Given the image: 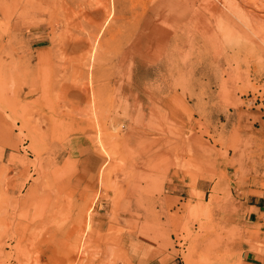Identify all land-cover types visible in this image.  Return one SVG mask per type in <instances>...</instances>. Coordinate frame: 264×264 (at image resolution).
<instances>
[{
	"label": "rangeland",
	"instance_id": "1",
	"mask_svg": "<svg viewBox=\"0 0 264 264\" xmlns=\"http://www.w3.org/2000/svg\"><path fill=\"white\" fill-rule=\"evenodd\" d=\"M66 1L71 8L76 4V16L57 10L56 0L32 5L39 11L47 8V16L34 15L31 6L11 16L0 14V43L8 40L7 28L17 18L41 22L31 33L21 31L13 37V54L0 53V176L11 177L22 156L33 164L28 180L24 177L16 183L22 196L31 187L39 190L27 206L29 219L41 221L43 214L52 217L53 211H64L69 219L65 225H69L74 216L77 198L70 187L57 191L54 175H62V162L58 167L55 163L58 155L74 145L75 135L71 126L62 128L39 119L45 114L40 103L29 108L22 134L16 130L12 137L7 135L6 126L15 114L11 109L18 86L15 76L22 73L29 83L32 67L40 62L50 76L59 71L57 80L67 86L95 49L92 85L104 88L105 153L110 156L104 163L103 187L93 190L97 199L92 215L103 219L95 222L102 226L94 228L91 258H100L102 264H241L244 247L261 253L260 227L247 222L246 215L248 207L264 201V64L258 55L249 58L246 54V36L251 35L242 16L246 11L230 0H193L187 13V0H115L107 19L101 0L62 3ZM259 7L264 11V3ZM105 21L99 37L95 28ZM149 26L162 35L150 46L146 42ZM140 34L139 50L130 54V40ZM131 83H137L143 95L120 93L118 85L127 90ZM171 98L184 103L181 119L169 117L161 103H170ZM65 104L62 113L69 118L73 112ZM235 104L241 111L255 113L254 119L240 117V122L235 119L226 125ZM143 110L154 122L144 126L132 119L133 123L128 122L129 114ZM131 133L134 140L128 141ZM201 140L211 146L209 153L202 152ZM11 141L17 144V154L10 151ZM157 149L165 162L148 154ZM70 160L69 176L79 171L80 159L75 155ZM134 183L143 191H137L129 204L145 222L126 220L127 202L121 192ZM164 188L175 190L167 195L172 201L170 213H189L177 225L165 224L162 217L155 220ZM40 207L48 213H39ZM141 210L147 211L146 216ZM143 231L162 238L159 256L150 258L157 241ZM54 235L50 229L38 231L37 240L43 243L28 248L21 256L25 258L22 264H35L49 248L47 254L53 261L63 257L62 241L73 239L53 240ZM15 243L16 239L11 240L5 249L4 264H18L13 261Z\"/></svg>",
	"mask_w": 264,
	"mask_h": 264
},
{
	"label": "bare ground",
	"instance_id": "2",
	"mask_svg": "<svg viewBox=\"0 0 264 264\" xmlns=\"http://www.w3.org/2000/svg\"><path fill=\"white\" fill-rule=\"evenodd\" d=\"M58 5L56 9H61L68 11L72 16H76V4L71 8L70 2L62 3L63 0H56ZM100 8H103L101 11L108 13L109 19L112 16V11L114 9L115 0H101ZM232 3L240 4V9L245 10L246 14L242 15L249 23V30L251 35L246 36L245 44L248 47H245V51L248 49L249 52L246 54L249 58H254L258 55L257 58L261 60V64H264V11L259 7L260 3H264V0H230ZM41 0H1L0 1V14L13 15L18 10H26L32 8L34 15H48L50 11L45 9H39L32 7V5H39ZM65 5V6H62ZM193 0H187V9L185 8V13L191 10ZM233 4V5H234ZM66 9V10H65ZM183 9V8H182ZM188 10V11H187ZM100 11V10H99ZM176 13L179 11H175ZM46 15V16H47ZM43 16V17H44ZM44 19H42L43 21ZM243 21V22H245ZM41 23L36 20L22 19L17 18L13 24H10L7 28L9 35L8 40L4 43H0V53L5 52L8 54H13L14 51L11 47V42L13 37L22 31V34H29L31 30L37 28V24ZM104 24L97 25L95 30L98 33V36L102 35V28ZM144 29H147V26L144 25ZM150 33L146 35V42L150 46L152 43H157L161 38V31L156 27L149 26ZM97 36V38H98ZM99 36V37H100ZM140 34L136 38H132L129 43V53L133 54L139 50ZM94 38L97 42V47H100L99 40ZM10 40V43H9ZM95 47V46H94ZM93 47V48H94ZM95 49L90 53V59H87L86 64H82L78 70L77 74L74 77L73 81L67 85H60L57 78H59L60 73L58 67L57 71L52 76L49 75L48 70L43 66L42 63L36 62L32 67L33 72L30 73L31 80L29 83H26L23 79L24 74L19 73L15 76L16 83H18L17 91L15 93L14 102L12 103L11 109L15 114L12 115V118L6 126V134L12 137L14 131L18 130L20 134L26 129L25 118L28 115L32 105L35 103H40L41 107L44 109L45 114L39 116V119H43L49 124H54L59 127H73V132L75 135L74 145H69L67 152L58 155V162L55 163L57 167L62 162L64 169L61 171L62 175H58L55 172L54 178L57 180V186L55 187L57 191H63L67 188L71 190V193L76 196L75 205L72 207L74 216L71 218L69 225H65L69 220L68 216L65 218L63 212H54L53 216L48 217L43 214L44 219L41 221H34L29 219V214L26 212L28 204L32 203L39 194V190L35 187H31L29 192L22 196L19 190V187L16 185L17 180H22L26 177L28 180V174L30 172L29 168H33V164H29L26 159L22 156L18 158L20 166L14 167L11 170V177L6 175L0 176V264H4L5 258V249L9 246L11 240L16 239L14 246V251H16L14 263L22 264V261H25L24 257H21L28 248L31 249L33 244L39 243L42 245L43 242L37 240L38 231H54V239L57 238H66L73 239V242L67 243L64 239L63 246L66 248V251L63 257L59 260L53 261L48 256V252L52 249H46L42 252L41 257L35 261V264H102L100 258L93 257L89 255V249L91 248L90 243L94 228L99 226V230L102 225H95V222L102 220L103 218L99 215H92L96 205L97 194L93 190L98 186L99 189L103 187L105 180L104 167L109 159V156L105 153L106 141L105 139V127L106 116L104 110L105 99H104V88L100 85H92V73L95 66ZM38 57V54L36 55ZM87 69V72L85 71ZM26 72V71H24ZM90 72V73H89ZM3 73V71H2ZM22 81V83H20ZM20 83V84H19ZM120 93L138 96L143 95V90L137 83H131L127 86V90L123 85H118ZM125 88V89H124ZM141 90V92H140ZM171 92V91H170ZM162 93V91H161ZM54 94V95H53ZM145 94V91H144ZM55 100H53L54 98ZM168 97V96H167ZM164 96V99L167 98ZM176 97V96H175ZM53 98V99H51ZM51 99V101H50ZM170 103L162 104L166 107L169 117H175L181 119L180 113L184 107L182 100L177 102L172 101ZM176 99V98H174ZM16 101V103H15ZM68 103L69 108L72 109V118H65L62 110L65 108V103ZM71 102V103H70ZM15 103V104H14ZM241 106L235 104L233 110L234 113L226 117V125L238 120L240 122V117L244 118L245 121L253 120L255 113H247L240 110ZM30 114V113H29ZM80 118V119H77ZM135 121L138 122V126H144L148 122L153 121L149 115L144 112L141 113H132L128 115V122ZM110 123L113 122V119H110ZM259 122V119H255ZM154 122V121H153ZM131 123H133L131 121ZM128 129L131 127L130 123H127ZM93 135V137H91ZM128 141H133V134H129ZM10 151L18 153L17 144L13 141L10 142ZM200 147L202 152L209 153L212 148L209 143L205 141H200ZM36 149V145L33 146L32 152ZM74 150V151H73ZM157 149L155 151H150V154L153 157H156L159 162H165V157L159 153ZM77 156L79 161V171L68 175V168L71 166V158ZM25 156V155H24ZM13 158H15L13 156ZM104 160V162H103ZM70 161V162H69ZM103 162V163H102ZM67 170V174H66ZM65 171V172H64ZM52 178V177H51ZM133 181V180H132ZM131 181V182H132ZM168 188L162 189L161 201V210L159 214H155V220H161L162 217L165 224L177 225L182 219L188 217V211L183 213L175 211L170 213L172 210L170 202L171 199L167 195L171 192H174V188L168 190ZM137 191H143L139 189V186L134 184H127V188L122 191V196L126 199L125 207L127 209L126 220L145 222L142 220V214L139 210L131 211V200L135 197ZM17 195V196H15ZM58 203V200H54ZM160 207V206H159ZM153 208V207H151ZM149 209V207H147ZM46 210L40 207L39 213H48ZM144 212L145 216L147 211L141 210ZM133 213V214H132ZM186 221V220H185ZM48 225L47 227H44ZM44 228V229H43ZM37 231L36 234H31L30 231ZM152 239L157 241L156 251L152 254L150 258L157 257L161 254L163 240L156 233H149L143 231ZM29 233L34 237L29 236ZM7 256V255H6ZM45 258L46 262L43 261ZM27 262V261H26ZM104 263V262H103ZM215 264V263H211Z\"/></svg>",
	"mask_w": 264,
	"mask_h": 264
},
{
	"label": "crops",
	"instance_id": "3",
	"mask_svg": "<svg viewBox=\"0 0 264 264\" xmlns=\"http://www.w3.org/2000/svg\"><path fill=\"white\" fill-rule=\"evenodd\" d=\"M247 209L249 210H247L246 221L248 220L254 226H259L261 239H264V201L260 202L259 205H252ZM240 262L241 264H264V248L261 253L257 254L250 252L244 247L240 255Z\"/></svg>",
	"mask_w": 264,
	"mask_h": 264
}]
</instances>
